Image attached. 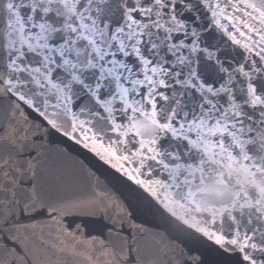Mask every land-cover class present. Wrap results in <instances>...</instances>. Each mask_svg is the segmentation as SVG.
<instances>
[{"label":"snow or ice","instance_id":"1","mask_svg":"<svg viewBox=\"0 0 264 264\" xmlns=\"http://www.w3.org/2000/svg\"><path fill=\"white\" fill-rule=\"evenodd\" d=\"M138 213L167 264H264V0H0V264H143Z\"/></svg>","mask_w":264,"mask_h":264},{"label":"water","instance_id":"2","mask_svg":"<svg viewBox=\"0 0 264 264\" xmlns=\"http://www.w3.org/2000/svg\"><path fill=\"white\" fill-rule=\"evenodd\" d=\"M51 140L52 148H62L67 153L66 160H59L55 154V151L51 155V164L63 165L65 171L68 173L70 178L73 173L77 176H80V165L83 164L84 168L92 173L91 183H95L96 179H99L102 183L106 180H111V177L114 175L110 169L103 165L102 162L95 158L92 154L88 153L87 150L82 147L76 146L75 144L68 142L65 138H62L58 135H53L49 138ZM58 177L55 175L45 174L42 178V183L53 184L58 181ZM82 184H86L89 181H85L83 176H80ZM118 188L119 186L116 185ZM137 219L144 221L145 225L149 227L150 233L146 232L142 237H138L140 255L143 257V264H167V260L170 258V253L168 256L163 254L157 257V249L155 247V242L164 235L165 225L159 220L153 218L147 214H137ZM157 225V227H152ZM2 255V253H0ZM204 258L207 261V264H217L218 258L211 253L210 251L204 252ZM138 259V258H137ZM40 264H55V261L52 257L41 255ZM68 264H74L73 261L69 260Z\"/></svg>","mask_w":264,"mask_h":264}]
</instances>
